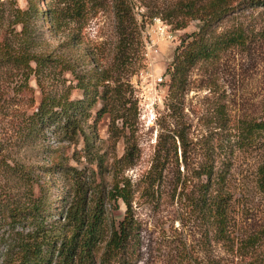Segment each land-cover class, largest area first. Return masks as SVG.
Listing matches in <instances>:
<instances>
[{
    "label": "rangeland",
    "instance_id": "374dc122",
    "mask_svg": "<svg viewBox=\"0 0 264 264\" xmlns=\"http://www.w3.org/2000/svg\"><path fill=\"white\" fill-rule=\"evenodd\" d=\"M185 1L0 0V193L11 203L42 200L45 215L65 223L67 203L82 194L77 188L87 192L94 207L101 186L110 190L116 179H128L138 224L133 264H264V241L255 248L240 246V239L264 224V199L256 185L264 147H246L241 140L242 120L264 114V6L228 0L233 11L214 31L240 30L246 43L198 62L179 99L170 96L169 85L154 124L140 115L139 103L137 111L131 107L147 67L145 53L150 51L157 72L170 75L182 40L199 30L197 19L184 29L174 26ZM126 20L140 32L131 43L119 39ZM22 56L44 61L28 84L22 78ZM30 65L36 67L33 60ZM46 95L58 106H49L44 123L28 130L26 122ZM106 100L114 115L100 112ZM124 100L129 101L125 115L118 116L114 108ZM176 103L178 111L171 116ZM177 123L187 127L192 141L188 164L181 150L179 161L172 154L162 181L153 187L148 173L158 142ZM211 161L227 173L238 237L230 245L187 196L207 182L198 168ZM75 169L84 173L80 183ZM22 171L31 178L21 180ZM106 206L95 249L99 259L112 221L118 225L127 211L122 199ZM14 219H0V264L10 235L33 228L27 217Z\"/></svg>",
    "mask_w": 264,
    "mask_h": 264
},
{
    "label": "trees",
    "instance_id": "16d2710c",
    "mask_svg": "<svg viewBox=\"0 0 264 264\" xmlns=\"http://www.w3.org/2000/svg\"><path fill=\"white\" fill-rule=\"evenodd\" d=\"M251 1L252 4L264 6V0ZM177 10L178 16L181 17L173 22L176 29L186 28L192 20L197 19L202 22L198 31L188 34L182 40L183 45L174 60L173 70L170 74V96L179 99L186 91L190 71L198 62L209 61L219 56L225 48L246 43V35L240 30L226 34L215 33L214 25L233 11L228 0H186ZM125 22L127 20L123 21L118 32L119 39L121 43H131L140 32L135 25L128 26ZM21 59L20 63H25L22 78L28 84L32 73L40 74L39 68L43 66L44 61L40 57L22 56ZM31 60L35 62L36 67L30 65ZM127 102L129 101L124 100L117 103L114 112L119 114L118 116L125 115ZM56 104L55 98L46 95L37 110H34L31 120L26 122L28 130L32 129L33 131L36 125L43 124L46 116L49 115L50 107L58 106ZM177 104L173 105L171 116L177 113ZM91 105L92 102L89 103V106ZM109 106L110 102L106 100L100 112H110L114 115L113 109ZM131 107L135 111L138 110L137 99H134ZM223 109L222 107L218 109L219 115L224 114ZM66 111L64 107H61L59 113L64 114ZM70 118L69 116L68 120ZM241 129L243 146L258 147L261 145L264 147V114L257 119L242 120ZM127 142L129 141L127 140ZM191 144L187 127L180 126L179 123L162 133L148 173L153 187L162 181L172 154L179 161V150H181L182 160L186 165L188 164ZM128 151L129 149H126V152ZM75 171L78 183H80V176L84 173L78 169ZM198 175L205 176L207 182L201 185L196 193H188L187 196L192 206L211 221L218 237L230 245L238 237H234L236 229L233 228L231 221L232 196L226 188L227 173L217 169L215 163L211 161V163H206L198 168ZM20 176L23 181L31 178L27 171H22ZM256 185L264 199V159L257 170ZM77 190L82 194L77 196L71 205L67 203L62 212L65 223H56L49 219L45 215L46 207L42 200L35 201L33 204L11 203L8 197L0 193V219L15 217L14 220L19 221V219L27 217L33 223L32 230L28 232L16 231L10 235V239L6 242L2 264H97L98 261V264H133L131 250H133L137 236L138 224L134 221L131 213L133 202L131 181L116 179L110 190L101 186L96 191L98 197L94 207L90 205L91 201L87 192L81 191V188H77ZM112 199H122L127 206V211L118 225L112 221L110 234L99 259L96 257L95 249L102 239L103 217L106 213L107 201ZM62 226L66 229L63 230ZM263 241L264 224L257 231L240 239V246L241 249L255 248Z\"/></svg>",
    "mask_w": 264,
    "mask_h": 264
},
{
    "label": "built area",
    "instance_id": "2783aa9c",
    "mask_svg": "<svg viewBox=\"0 0 264 264\" xmlns=\"http://www.w3.org/2000/svg\"><path fill=\"white\" fill-rule=\"evenodd\" d=\"M145 55L147 67L140 73V83H137L140 92L137 99L140 115H143L148 124H154L158 120V109L163 103V94L169 89L170 75H167L166 71H156L150 51Z\"/></svg>",
    "mask_w": 264,
    "mask_h": 264
}]
</instances>
